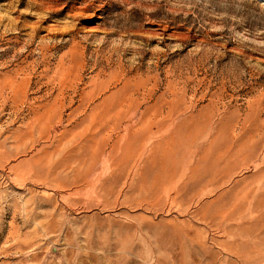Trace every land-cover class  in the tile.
Wrapping results in <instances>:
<instances>
[{
    "label": "rangeland",
    "instance_id": "374dc122",
    "mask_svg": "<svg viewBox=\"0 0 264 264\" xmlns=\"http://www.w3.org/2000/svg\"><path fill=\"white\" fill-rule=\"evenodd\" d=\"M0 264H264V0H0Z\"/></svg>",
    "mask_w": 264,
    "mask_h": 264
}]
</instances>
